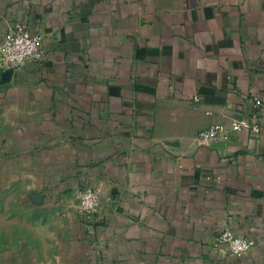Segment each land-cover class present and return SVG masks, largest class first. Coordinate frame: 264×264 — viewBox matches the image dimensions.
Returning a JSON list of instances; mask_svg holds the SVG:
<instances>
[{
  "label": "crops",
  "instance_id": "crops-1",
  "mask_svg": "<svg viewBox=\"0 0 264 264\" xmlns=\"http://www.w3.org/2000/svg\"><path fill=\"white\" fill-rule=\"evenodd\" d=\"M18 24L45 57L0 60V264H264V128L196 141L264 108V0H0Z\"/></svg>",
  "mask_w": 264,
  "mask_h": 264
},
{
  "label": "built area",
  "instance_id": "built-area-1",
  "mask_svg": "<svg viewBox=\"0 0 264 264\" xmlns=\"http://www.w3.org/2000/svg\"><path fill=\"white\" fill-rule=\"evenodd\" d=\"M45 51L42 47V35L32 33L27 25L18 24L9 28L0 39V60L6 69L19 70L25 61H42ZM264 128V108L259 97L254 98V108L248 116L241 114L233 119L229 126L213 124L202 129L196 135L199 145H209L217 138L228 139L230 134L241 129L259 132ZM103 185L90 184L81 187L79 191V208L83 217L90 223L99 220L98 214L102 208ZM217 246H225L227 256H238L248 252L254 245L255 239L240 236L230 227H225L214 239Z\"/></svg>",
  "mask_w": 264,
  "mask_h": 264
},
{
  "label": "water",
  "instance_id": "water-1",
  "mask_svg": "<svg viewBox=\"0 0 264 264\" xmlns=\"http://www.w3.org/2000/svg\"><path fill=\"white\" fill-rule=\"evenodd\" d=\"M12 72H13V69H11V68L6 69V71H4L2 73L3 74V76H2V82L3 81H7L9 79V77L11 76Z\"/></svg>",
  "mask_w": 264,
  "mask_h": 264
}]
</instances>
